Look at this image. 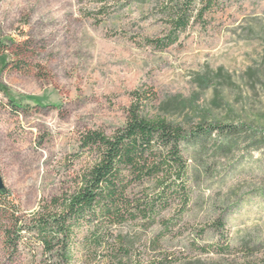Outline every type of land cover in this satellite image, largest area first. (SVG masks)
I'll list each match as a JSON object with an SVG mask.
<instances>
[{"label": "rangeland", "instance_id": "374dc122", "mask_svg": "<svg viewBox=\"0 0 264 264\" xmlns=\"http://www.w3.org/2000/svg\"><path fill=\"white\" fill-rule=\"evenodd\" d=\"M167 48L150 2L0 0V174L22 213L73 185L86 129L111 134L132 92L150 117L193 133L182 145L190 199L160 248L139 222L115 227L131 264H264V0H219ZM12 101L21 107H13ZM219 126V127H218ZM101 256H105L101 253ZM77 255L73 264H101ZM0 264L9 261L0 240Z\"/></svg>", "mask_w": 264, "mask_h": 264}, {"label": "trees", "instance_id": "16d2710c", "mask_svg": "<svg viewBox=\"0 0 264 264\" xmlns=\"http://www.w3.org/2000/svg\"><path fill=\"white\" fill-rule=\"evenodd\" d=\"M103 8L109 0H92ZM150 2L162 22L161 37L150 40L164 49L179 41L193 23L206 24L205 13L220 7L219 0H138ZM9 45L0 40V60ZM125 122L111 134L86 129L79 150L88 162L73 185L22 213L6 189L0 194V240L9 261L22 264H73L77 255L101 264H131L132 243L115 227L139 222L155 230L148 243L160 248L173 225L170 210L181 216L190 195L188 160L183 143L193 133L181 124L150 117L152 89L134 90ZM13 107H21L12 101ZM15 107V108H16ZM219 127V126H218ZM104 253L105 256H101ZM152 264H172L169 254Z\"/></svg>", "mask_w": 264, "mask_h": 264}, {"label": "water", "instance_id": "95a60500", "mask_svg": "<svg viewBox=\"0 0 264 264\" xmlns=\"http://www.w3.org/2000/svg\"><path fill=\"white\" fill-rule=\"evenodd\" d=\"M6 191V187H5V184L3 182V179L1 177V174H0V194L5 192Z\"/></svg>", "mask_w": 264, "mask_h": 264}]
</instances>
